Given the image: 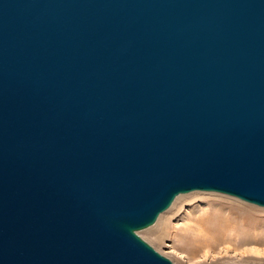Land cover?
Instances as JSON below:
<instances>
[{
    "label": "water",
    "instance_id": "water-1",
    "mask_svg": "<svg viewBox=\"0 0 264 264\" xmlns=\"http://www.w3.org/2000/svg\"><path fill=\"white\" fill-rule=\"evenodd\" d=\"M194 191L264 208V0H0V264H174Z\"/></svg>",
    "mask_w": 264,
    "mask_h": 264
},
{
    "label": "rangeland",
    "instance_id": "rangeland-1",
    "mask_svg": "<svg viewBox=\"0 0 264 264\" xmlns=\"http://www.w3.org/2000/svg\"><path fill=\"white\" fill-rule=\"evenodd\" d=\"M137 235L174 264H264V208L218 193L177 196Z\"/></svg>",
    "mask_w": 264,
    "mask_h": 264
},
{
    "label": "bare ground",
    "instance_id": "bare-ground-1",
    "mask_svg": "<svg viewBox=\"0 0 264 264\" xmlns=\"http://www.w3.org/2000/svg\"><path fill=\"white\" fill-rule=\"evenodd\" d=\"M243 202V201H242ZM201 219V218H200ZM202 219H204V218H202Z\"/></svg>",
    "mask_w": 264,
    "mask_h": 264
}]
</instances>
